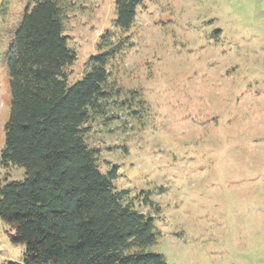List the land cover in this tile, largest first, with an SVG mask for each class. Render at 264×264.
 Returning <instances> with one entry per match:
<instances>
[{
	"label": "rangeland",
	"instance_id": "1",
	"mask_svg": "<svg viewBox=\"0 0 264 264\" xmlns=\"http://www.w3.org/2000/svg\"><path fill=\"white\" fill-rule=\"evenodd\" d=\"M29 1L0 0V152L6 54ZM114 1L61 0L69 84L104 33L123 44L106 67L118 92L87 124L99 170L115 167L116 189L153 218L147 250L167 264H264V0H141L126 31ZM23 178L0 166V184ZM10 234L0 222V264L22 261Z\"/></svg>",
	"mask_w": 264,
	"mask_h": 264
},
{
	"label": "trees",
	"instance_id": "2",
	"mask_svg": "<svg viewBox=\"0 0 264 264\" xmlns=\"http://www.w3.org/2000/svg\"><path fill=\"white\" fill-rule=\"evenodd\" d=\"M141 0H115L114 27L128 30ZM123 48L110 32L69 84L76 59L64 34L61 0H30L11 32L6 54L10 92L0 166L24 178L0 184V222L10 242L24 246L21 262L4 264H167L148 251L153 218L117 190L116 168L97 165L86 143L87 124L102 115L113 91L107 64ZM144 203L151 205L148 194Z\"/></svg>",
	"mask_w": 264,
	"mask_h": 264
}]
</instances>
